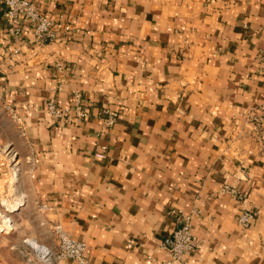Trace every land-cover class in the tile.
Here are the masks:
<instances>
[{
	"label": "crops",
	"instance_id": "0c3cea01",
	"mask_svg": "<svg viewBox=\"0 0 264 264\" xmlns=\"http://www.w3.org/2000/svg\"><path fill=\"white\" fill-rule=\"evenodd\" d=\"M34 1L61 23L54 38L13 35L0 0V221L14 222L0 264H85L58 256L57 226L89 264H167L186 215L203 239L188 264H264V124L249 118L264 103V0ZM76 91L93 112L54 119L48 100ZM20 140L27 172L12 175Z\"/></svg>",
	"mask_w": 264,
	"mask_h": 264
},
{
	"label": "built area",
	"instance_id": "2783aa9c",
	"mask_svg": "<svg viewBox=\"0 0 264 264\" xmlns=\"http://www.w3.org/2000/svg\"><path fill=\"white\" fill-rule=\"evenodd\" d=\"M5 5V19L9 31L16 37L21 34L23 24H31L38 41L52 39L56 36V23L49 18L34 0H1ZM64 28L69 30L70 24H64ZM75 100L72 105H60L55 97H51L47 102V110L54 119L63 122H77L87 118L92 112V106L86 103L80 91L75 92ZM10 114L19 122L21 118L16 113L14 107L8 106ZM261 111L249 116L255 126L260 127L264 124V103L261 105ZM104 123L108 126L114 125L118 118V113L111 107H102L99 110ZM97 155L104 156V152H98ZM222 190L234 195L241 206L238 213V221L243 227H249L255 217V212L250 209L245 202V197L234 184H225ZM174 211V210H173ZM59 240V257H75L83 263L89 264L83 257L85 243L71 236L60 226L56 227ZM131 241L129 245H131ZM163 246L169 252L167 264H173L176 261H184L188 264L186 257L194 253L203 246V239L194 231V225L191 215H186L184 221L178 225L173 232L163 240Z\"/></svg>",
	"mask_w": 264,
	"mask_h": 264
},
{
	"label": "rangeland",
	"instance_id": "374dc122",
	"mask_svg": "<svg viewBox=\"0 0 264 264\" xmlns=\"http://www.w3.org/2000/svg\"><path fill=\"white\" fill-rule=\"evenodd\" d=\"M9 114H10V112H9ZM13 118L15 119L14 120L15 124L13 122H10V124H11L10 126H11V128H13V131L11 130V132L8 135L11 140H14L15 138H19V134H18V130H17L18 127H16L17 126L16 124L20 123V122H18L15 117H13ZM10 143H11V145H10V148H11L10 151L11 152L9 150L5 149V153L4 154L9 158L11 171H12L11 174L12 175H15V174L17 175L18 172H19V174H22V173L24 174L25 171H26V165H25V148L26 147L23 146L24 144H22V142L20 140L19 146L22 148V151H23V154H24V155L23 154L21 155L19 150H18V148H17V146H16V143L12 142V141ZM10 143H8V145ZM13 147H14V149H13ZM7 203H9V202H5L4 204L7 205ZM7 206H10V205H7ZM13 227H14V222H11V219H10V222L8 223V225L6 227H4L3 224L0 221V229L2 231H11L13 229Z\"/></svg>",
	"mask_w": 264,
	"mask_h": 264
},
{
	"label": "bare ground",
	"instance_id": "6f19581e",
	"mask_svg": "<svg viewBox=\"0 0 264 264\" xmlns=\"http://www.w3.org/2000/svg\"><path fill=\"white\" fill-rule=\"evenodd\" d=\"M12 207H14V206H12ZM4 217H5V222H6V224H8V223L10 222V219H9L8 217H6V216H4ZM3 224H4V223H3ZM31 241H32V243L38 245V243H37L34 239H31ZM31 241H30V242H31Z\"/></svg>",
	"mask_w": 264,
	"mask_h": 264
}]
</instances>
